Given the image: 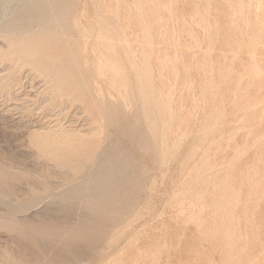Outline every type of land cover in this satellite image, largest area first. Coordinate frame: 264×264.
<instances>
[{
	"label": "rangeland",
	"instance_id": "obj_1",
	"mask_svg": "<svg viewBox=\"0 0 264 264\" xmlns=\"http://www.w3.org/2000/svg\"><path fill=\"white\" fill-rule=\"evenodd\" d=\"M24 1L0 264H264V0Z\"/></svg>",
	"mask_w": 264,
	"mask_h": 264
},
{
	"label": "bare ground",
	"instance_id": "obj_2",
	"mask_svg": "<svg viewBox=\"0 0 264 264\" xmlns=\"http://www.w3.org/2000/svg\"><path fill=\"white\" fill-rule=\"evenodd\" d=\"M3 2V1H2ZM24 0H4V7L1 8L2 11H4V14H2V17L0 18V34L2 32H8L10 29V25L8 23L9 19L14 16L15 13H17L19 10H23L25 7ZM42 2H47L46 0H30L29 3L31 4V13L33 18L36 19H44L43 12L44 8L42 6ZM13 4H15L13 7H11ZM52 7H48V11H51ZM53 15V14H52ZM51 17V15H49ZM48 17V18H50ZM46 19V17H45ZM46 26V25H45ZM41 27V26H40ZM42 28V27H41ZM5 29H7L5 31ZM9 33V32H8ZM11 34V33H10ZM9 34V35H10ZM8 35V34H7ZM1 73V72H0ZM52 81V80H51ZM43 82V81H42ZM101 94V92H100ZM98 97V96H97ZM50 98V97H49ZM12 99V98H11ZM15 99V98H14ZM36 132V131H35ZM39 132V131H38ZM41 135V134H40ZM50 167V166H48ZM16 170V169H15ZM83 179V178H82ZM79 181V180H78ZM64 188V187H63ZM2 221V220H1Z\"/></svg>",
	"mask_w": 264,
	"mask_h": 264
}]
</instances>
